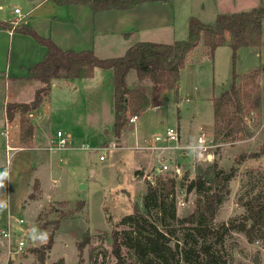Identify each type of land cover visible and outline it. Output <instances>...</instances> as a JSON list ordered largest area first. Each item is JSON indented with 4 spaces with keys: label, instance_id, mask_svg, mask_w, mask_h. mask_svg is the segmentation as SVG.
Here are the masks:
<instances>
[{
    "label": "rangeland",
    "instance_id": "374dc122",
    "mask_svg": "<svg viewBox=\"0 0 264 264\" xmlns=\"http://www.w3.org/2000/svg\"><path fill=\"white\" fill-rule=\"evenodd\" d=\"M165 2L172 11H175L176 0H166ZM255 4H258V7H264L263 0H257ZM16 7L20 8L24 14L31 8L28 0H0V15L7 17ZM245 8L249 7L245 5L233 10H236L235 13H239L244 12ZM33 18L34 15L29 18V22ZM22 24L20 22L18 26ZM25 24L31 26L29 23ZM228 35L223 41L225 43L222 45L224 48L219 50L216 56L217 63L215 66L212 62H208L212 61L211 59L202 60L205 74H207L206 85L208 86L215 81V88L210 89L209 92L214 91L216 96L221 94L219 93L221 92L219 86L230 81L225 87L229 89L233 82V51L230 46L231 36ZM201 44L202 47L195 56L193 53L190 55V57H194L193 60H198L202 55L207 54L203 43ZM15 61L16 49L11 52V47H9L7 51L3 52L1 63V70L3 71L0 74V117L7 105L6 99H8L9 90L19 92L21 95L19 100L23 102L30 103V100L34 99V91L31 93V89L26 87L27 84L21 87L10 84L9 87L1 81V75H4L6 66L8 64L14 66ZM236 72L239 76V88L251 92L253 98L259 96L262 106L260 105L257 114H249L245 118L248 129L253 132L252 136H237V139L228 140L222 145L216 142L217 145L212 149L216 157L214 162H218L220 167L229 170L235 166L238 170L237 179L230 185L231 195L218 211L215 220L217 225L240 219L246 211L243 203L247 198V192L251 189L259 191L264 188V156L260 159H248L239 165L241 155L259 152L264 145V34L260 48L240 49ZM133 73L135 72L133 71ZM255 74L258 75V79L253 84L248 77ZM184 75L185 84L180 86L178 93L173 91L164 93L159 102L161 105L159 112L164 116L165 124L170 127H178L180 124L181 145H186L184 139L190 131L192 135H196L200 124L203 127L200 135L205 133L208 137H214V128L209 127L214 116L212 103L205 97L196 100L197 94L194 91V85L197 83V72L194 69H188ZM74 82L78 81L75 80ZM255 84L259 85V89L253 88ZM57 85H60L59 82L54 84L53 92L50 95V104L44 103L38 112L31 113L29 117L32 123L35 122L38 132L44 134L51 131L52 135H55L60 128L65 134L71 132L74 147L86 146L89 149L75 151L76 156L73 157L66 156L65 164H56L48 174L43 170L44 189L40 186L39 189L35 190L34 184L37 179L31 180L29 193L21 202L19 212L17 203L13 202L12 206L9 205L8 193L11 196L13 186L9 192L10 189L8 190L5 184L1 201L0 230L4 229L10 221L14 233L12 241L0 237V264H136L131 255H126L125 262L121 263L113 256L111 235L114 230H121V227L118 226L119 223L125 216L134 212V207L142 202V197L146 192L147 181L142 179L134 181L132 176L144 164V158L155 159L150 164L151 169L154 170L156 165L159 167L161 155L158 156V150L137 148L138 150L135 152L133 149L127 148L130 147L129 139L133 135L130 126L120 141L113 139L109 143L110 146L112 143H116L117 148L107 153L100 149L107 145L105 144L108 138L106 130L101 129L85 134L76 126L71 130L62 126V122L70 120L74 114L76 116L73 119L77 125L80 122H89V117H84L82 113L76 112L77 97L84 95L85 89L80 88L78 92L72 91L70 96V94L63 93ZM105 93L107 94V90ZM104 99L107 100V97ZM108 103V107L104 106L103 108L100 107L101 104H98L99 109L91 115L92 117L94 115L97 123L102 121L105 124L108 122L106 126L111 128L112 123H114V86L111 88V85L108 91ZM10 124L11 133L16 137L15 144L18 145V143L20 144L18 137L21 132L18 118ZM16 131L19 133L16 134ZM0 139L2 140V137ZM188 145H196L195 139L191 145L188 141ZM60 155H64V153ZM167 155L172 162L179 161L185 165V168L189 170L187 173L189 182L197 174L198 164L202 167L211 164L198 161L195 154L190 150L187 157H181L180 151L172 149L167 151ZM101 156H104L105 159L100 160ZM6 157L2 145H0V160ZM157 157L158 162L156 163ZM10 161L14 162V158ZM91 169L95 171L94 175L91 174ZM252 170H255L253 177L250 175ZM53 178L59 181V186H51ZM81 185H84L85 189L81 190ZM31 195H35V198H32ZM11 198L13 199V197ZM187 200V207H178L180 216L187 215L195 209L196 195L188 192ZM79 201H84L86 204L76 213L75 209ZM8 207L10 209L13 207L16 212L5 223ZM62 215L67 218L62 221L59 230L56 232L52 248L47 250L44 247L48 242V234L54 229V221ZM16 220H23L24 224H19ZM26 229L28 230L27 234L24 233ZM33 229L35 232L32 231ZM88 231L91 234L90 243L81 251L79 244ZM33 236L37 238L33 239ZM20 240L24 241L25 246L20 253L13 254L12 251H16V243ZM215 248L223 264H264V240L262 237L257 238L254 243H250L245 234L232 233L226 236L224 241L216 245Z\"/></svg>",
    "mask_w": 264,
    "mask_h": 264
},
{
    "label": "trees",
    "instance_id": "16d2710c",
    "mask_svg": "<svg viewBox=\"0 0 264 264\" xmlns=\"http://www.w3.org/2000/svg\"><path fill=\"white\" fill-rule=\"evenodd\" d=\"M46 1V0H41ZM57 6L87 5L94 13L110 10H131L144 3L159 0H50ZM169 1V0H167ZM264 7L232 15L221 14L214 24H206L197 18L189 22L187 40L174 44L139 42L132 46L123 57L100 59L93 51L74 52L63 50L52 40L39 36L26 24L14 26L10 22L0 21V31H13L32 36L40 45L46 46L48 55L45 61L30 69L29 80L39 81L43 86L35 93L30 103H8L6 116L9 122L18 118L20 125V144L32 145L34 125L29 115L37 111L52 89L53 80L75 81L92 78L96 68L114 72V113L113 126L107 130L109 145L112 140L120 141L130 126L131 118L145 112L152 103L159 102L162 89L175 90L178 93V81L190 55L203 43L207 56L213 60L216 50L224 45L225 37L231 36L233 51L232 85L219 96L212 99L214 114V138L218 144L237 139V136L249 137L253 132L248 129L245 118L257 114L261 99L247 90L239 88V76L236 72L239 51L242 48H260L264 34ZM131 71L137 73L143 82L149 80L152 96L138 89H131L127 76ZM258 75L248 77L253 84ZM259 89V85H253ZM253 92V91H252ZM263 148L256 153L243 154L239 165L248 159H260ZM200 163V162H199ZM197 174L188 182L181 183L187 192L196 195L195 209L184 216L178 213L175 190L178 181L169 175H160L155 185L147 182L142 202L134 207V212L125 216L118 226L121 230L112 232V254L121 263L126 255H131L136 264H223L215 246L221 244L232 233H243L250 243L257 238L264 240V188L247 192L243 207L245 213L238 220L217 225L215 220L220 207L231 195V183L237 179L238 170L231 167L225 170L218 162L206 167L198 164ZM142 172L138 171L137 174ZM255 170L250 171L253 177ZM35 190L40 188L38 180ZM35 198V195H31ZM79 201L76 213L85 207ZM62 215L54 221V229L48 234L44 248L50 250L54 244L56 232L62 221ZM260 234V235H259ZM91 234L86 232L79 249L90 243ZM44 259V257H43ZM226 264V263H224Z\"/></svg>",
    "mask_w": 264,
    "mask_h": 264
},
{
    "label": "crops",
    "instance_id": "0c3cea01",
    "mask_svg": "<svg viewBox=\"0 0 264 264\" xmlns=\"http://www.w3.org/2000/svg\"><path fill=\"white\" fill-rule=\"evenodd\" d=\"M256 1L257 0H176L175 11H172L165 1H159L144 3L131 10H110L94 13L87 5L73 4L70 6H57L50 0H28L31 6L30 10L25 14L22 10L21 12L23 15L22 17H24L22 21L23 24L29 23L39 36L52 40L61 49L74 52L93 51L100 59H110L123 57L132 46L139 42L174 44L178 41L187 40L189 37V22L191 18H197L206 24H214L219 15H232L235 13L234 11L236 10L233 9H238L245 5L249 7L245 8V11L257 8L258 4H255ZM32 15H34V18L29 22V18H32ZM18 17L19 16H17L13 10L7 17H2L0 15V21L12 23L17 20ZM43 23L45 24L43 25ZM9 47H11V52L16 49V61L14 66L11 64L6 66L4 75H1V81L9 87L10 84H14L16 87L17 85L18 87H21L22 85L27 84L26 87L31 89V93L34 91L35 97L36 91L43 85L39 81L29 80L28 77L32 67L45 61L48 55L47 47L40 45L32 36L18 34L7 30L0 31V74L2 73L1 71H3L1 70L3 52L7 51ZM201 47L202 44L193 52V56H195L196 52H198ZM222 48L224 47L220 46L215 52L214 59L208 62H212L215 66L217 63L216 56ZM193 56L189 57L185 68L181 71V84L179 85V88L181 85L185 84L184 72L188 71V69H194V71L197 72V83L194 85V91L197 94L196 100L205 97L212 103V99L216 94L214 91L209 92V90L212 88L214 89L216 85L215 81H213V85H206L207 74H205L204 62L202 61L203 59L208 60L209 58L207 55H202L200 59L193 60ZM76 81L78 82L53 80L51 92L43 104L46 102L47 105L50 104V95L53 92L55 82H59L60 85L57 86L63 93L70 94V96L72 91L78 92L80 88H83L85 89L84 95L77 97L75 104L77 105L76 112L82 113L84 117H89V122H80L77 125L75 119H73L76 116L74 114L73 118L71 117L70 120H66L67 122L64 120L62 126H66L70 130L76 126L78 130L85 134L96 132L101 129L103 131L110 130L111 128H107L106 126L108 122L105 124H103L102 121L101 123H97L94 115L92 117L91 113H94L95 110L99 109L97 106L98 104H101L100 107L102 108L104 106L108 107V91L110 85L111 88L114 86L113 70L96 68L92 78L79 79ZM229 82L225 84L223 83L219 86L221 89L219 90L221 91L219 93H223L226 90L225 87ZM127 83L131 89H138L148 96H152V85L150 81L141 82L138 79L136 72L133 73V71H131L128 74ZM106 90L107 94L105 93ZM171 91L175 92V90L162 89L159 93V102L164 93H169ZM7 95L8 99H6V104H8V102L29 103L19 100L21 97L19 92H12L9 90ZM104 97H107V100H105ZM33 100H30V102ZM159 102L155 103V105L152 103L145 112L138 116V120L135 124L136 129H131V134L133 133V135L132 138L130 137L129 139L130 147L127 148L133 149L134 151L138 150L137 148L145 150V141L147 140L148 142H151L155 134L168 126L165 124L164 116L159 112L161 106ZM5 108L6 107H4L3 115L0 117V137H2V140L0 139V145H2L3 152L6 154V139L2 136V130L5 127L7 119ZM39 109L36 112H38ZM213 120L214 116L212 118V123L209 124L211 129L214 128ZM33 125L34 134L32 145L30 147H24L19 143L16 145V137L13 134V138L15 139L12 146L21 147L23 149L12 152L11 159L14 158V162L11 161L10 165L6 164V158L0 160V167H6L5 181L0 183L2 184V187L0 186V211L5 184L7 185L8 190L13 186L11 196L8 193V198L10 200L9 205L12 206V204L17 203L19 212L21 202L29 193V184L31 180L37 179L40 186L44 189L42 182L43 170L48 174L56 164L64 165L65 159L67 158L66 156L70 155L73 157L76 156L75 151L89 149V147L86 146L74 147L73 137L71 132H69L66 135H69L72 138V150L64 152V155H60L63 153H54L53 155L47 150V148L56 134L52 135L51 131H45L46 133L44 134L43 132L40 133L37 130L35 122ZM178 125L177 128L180 129V124ZM202 129L203 127L200 124L196 135H192L190 131L185 136V144L188 145L189 141V144L191 145V142L194 139L196 144L201 131H203ZM57 131H62V129L58 128ZM18 133L19 132L16 131V134ZM137 138L140 143L139 147H136V145L133 147V145L136 144ZM18 141L20 142V134ZM153 160L155 159L144 158V164L136 170V173L138 171L142 173H150V171L153 170L150 166ZM157 162L158 157L156 158V163ZM156 166L154 168H156ZM120 179L123 178L120 177ZM55 180L56 179L53 178L51 181L52 187H56L54 185ZM10 191L11 189L9 192ZM11 197H13V199ZM46 197L51 198L50 196ZM7 210L8 216L4 220L5 223L11 219V216H14V213L16 212L13 207L12 209L8 207Z\"/></svg>",
    "mask_w": 264,
    "mask_h": 264
},
{
    "label": "built area",
    "instance_id": "2783aa9c",
    "mask_svg": "<svg viewBox=\"0 0 264 264\" xmlns=\"http://www.w3.org/2000/svg\"><path fill=\"white\" fill-rule=\"evenodd\" d=\"M14 12L18 17V19L12 24L14 26H18L20 22L23 21L22 12L20 8H15ZM138 120V116H134L131 118L130 122V128L132 130H135V124ZM11 122L6 119L5 127L2 130V136L6 139V146H5V152H6V159L7 164L10 165L12 158V152L21 150L23 148L21 147H14L12 146V143L14 142L13 135L11 133ZM181 131L177 127H165L162 131L155 134L152 138V141L148 142L145 141L144 147L145 149H149L151 151H159V155H161V165L159 167H156L153 171L150 173H139L132 176V179L135 181L137 179L145 180L152 185H155L156 177L160 175H169L171 178H174L178 181L179 186L176 187L175 190V200L177 203V207H187L188 206V192L187 188L184 186H181V183H185V185H188L189 182V175L187 174L189 170L185 168V165L180 163L179 161L172 162L171 158L167 155V151L169 149L180 151L181 157H187L189 155V150L192 151L195 154V158L204 163H212L215 160V154L212 152V149L217 145L214 137H208L205 133H202L198 137L196 145H181ZM139 140L136 141V147H139ZM161 144V145H159ZM174 144V145H173ZM173 145V146H172ZM72 146V138L69 135H66L62 131H57L55 137L50 141V144L47 148V150L54 154V153H64L68 152L71 149ZM117 148L116 143H112V145H105L102 148H100L104 153L109 152L110 150ZM105 157L101 156L100 160H104ZM54 185L57 187L59 185V182L57 180L54 181ZM19 224H24L23 220H16ZM13 227L12 223L9 221L4 229L0 230V237L7 239L9 241H12L13 239ZM24 233L27 234L28 230H24ZM16 251H12L13 254L20 253L25 243L23 240H20L16 243Z\"/></svg>",
    "mask_w": 264,
    "mask_h": 264
},
{
    "label": "water",
    "instance_id": "95a60500",
    "mask_svg": "<svg viewBox=\"0 0 264 264\" xmlns=\"http://www.w3.org/2000/svg\"><path fill=\"white\" fill-rule=\"evenodd\" d=\"M159 1H166V0H159ZM180 84H181V81H178V85H180ZM94 172L95 171L93 169H91V174L92 175H94ZM5 173H6V167L1 166L0 167V183L5 181ZM83 189H85V186L81 185V190H83Z\"/></svg>",
    "mask_w": 264,
    "mask_h": 264
},
{
    "label": "clouds",
    "instance_id": "9594fccd",
    "mask_svg": "<svg viewBox=\"0 0 264 264\" xmlns=\"http://www.w3.org/2000/svg\"><path fill=\"white\" fill-rule=\"evenodd\" d=\"M6 175V173H5ZM0 186H2V184H0ZM33 232H35V229L32 230ZM37 237L36 236H33V239H36Z\"/></svg>",
    "mask_w": 264,
    "mask_h": 264
}]
</instances>
